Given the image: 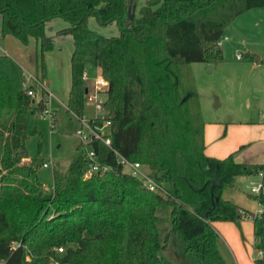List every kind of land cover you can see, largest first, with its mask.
Segmentation results:
<instances>
[{"label":"trees","instance_id":"trees-1","mask_svg":"<svg viewBox=\"0 0 264 264\" xmlns=\"http://www.w3.org/2000/svg\"><path fill=\"white\" fill-rule=\"evenodd\" d=\"M134 4L0 0L1 34L25 46L34 42L42 75L44 53L53 48L46 23H68L57 32L70 34L74 45L67 110L83 116L90 59L108 81L103 105L112 147L147 166L163 188L146 189L99 144L97 158L108 170L86 177L90 159L79 144L80 154L64 172L53 170V186L44 188L23 160L29 116L45 110L47 94L29 96L22 66L0 54L2 264H225L211 223L245 217L253 220L254 262L264 264V164L236 162L237 151L224 158L204 153L205 124L189 71L190 63L221 61L217 42L226 27L242 12L264 7V0H145L138 14ZM90 17L115 22L119 33H96ZM261 172L254 195L260 213L222 198L236 177Z\"/></svg>","mask_w":264,"mask_h":264},{"label":"rangeland","instance_id":"rangeland-1","mask_svg":"<svg viewBox=\"0 0 264 264\" xmlns=\"http://www.w3.org/2000/svg\"><path fill=\"white\" fill-rule=\"evenodd\" d=\"M136 3L138 14L145 0H136ZM1 20L0 15V54L11 56L23 65L24 71L38 76L52 94L45 109L50 110L53 116L46 111L29 116L25 140L26 161L23 160L36 169L44 188L51 190L53 170L64 172L68 164L80 154L79 140L75 135L79 122L66 108L71 86L70 58L74 47L73 39L70 34L57 33L68 26L65 20L55 18L46 23L45 32L52 40L53 48L44 53L45 73L42 75L40 64L36 61L38 47L34 42L25 46L10 35L3 36ZM88 26L103 36L119 33L115 22L102 25L94 17L88 19ZM224 37L227 39L224 40ZM221 40V61L189 64L202 119L205 125L216 122L228 126L231 125L227 123L229 119L241 121L236 124L245 126L247 131L243 135L254 141L250 147L252 154L256 155L259 162H264V134L260 135L256 127L264 124V7L250 8L236 16L224 30ZM247 52L251 54H246ZM237 53H241L243 57L237 58ZM86 72L91 96L94 93V80L100 75V70L87 59ZM36 93L33 98L37 100L41 91L36 90ZM99 98L104 99L105 93H99ZM101 114V111H95L93 103L86 97L83 117L90 118ZM42 163H47L48 166H43ZM142 169L152 177L147 166L144 165ZM261 180L260 175L238 176L233 187L226 186L223 189L222 198L234 201L245 210L256 214L261 206L251 193V187ZM218 240L225 246L222 248L223 245L217 243L225 264H237L219 235ZM252 249L254 250L253 246ZM248 251L250 254L249 248ZM166 254L171 257V251ZM249 254L247 257L251 262L256 255L255 250L254 257L253 253Z\"/></svg>","mask_w":264,"mask_h":264},{"label":"built area","instance_id":"built-area-1","mask_svg":"<svg viewBox=\"0 0 264 264\" xmlns=\"http://www.w3.org/2000/svg\"><path fill=\"white\" fill-rule=\"evenodd\" d=\"M217 45H221L220 39L217 42ZM241 54H237V58H241ZM25 77V87L26 92L29 96L35 97L37 95L36 90L46 92V101L49 102L50 97H52L51 92L46 88L44 82H42L36 75H33L29 72L24 71ZM83 79L85 81L88 80L87 72L83 73ZM108 81L104 79V77L100 74L94 80L93 84V95L89 96L90 89L87 92V99L93 103L95 111H101V115H95L90 118H85L83 116H75L78 120L79 125L75 130V135L78 137L79 144L82 147V151L88 156L90 159V163L88 165L87 171L85 176L89 177L93 173L103 172L109 169L108 165L102 164L96 155L95 144H99L102 148H108L114 152L117 157V162L122 166V171L126 174L131 176L137 177L141 182L142 185L148 189L149 191H157L163 192L162 186L156 182L153 177H150L143 169L144 166L140 162L131 161L124 156H122L118 151H116L112 147L111 137H110V122L105 118L106 113L104 110L103 99L99 98V93L104 92L107 89ZM91 93V92H90ZM46 113L51 114L53 113L47 109H45ZM101 119L102 122L98 123L97 120ZM43 166H48L47 163H43ZM262 176V172L259 173ZM261 189V181L251 187V193L258 194ZM58 253L63 251L62 247L56 249ZM50 264H59L57 260H53Z\"/></svg>","mask_w":264,"mask_h":264},{"label":"crops","instance_id":"crops-1","mask_svg":"<svg viewBox=\"0 0 264 264\" xmlns=\"http://www.w3.org/2000/svg\"><path fill=\"white\" fill-rule=\"evenodd\" d=\"M137 7L138 5L135 0V11ZM223 39L225 40L227 39V37H224ZM220 41L222 44L221 37ZM242 57L243 56H241V58ZM19 64L22 66L23 69H25L21 63ZM240 122L241 121L229 119L227 123H230L231 125L228 126L216 122L215 124L204 125L205 154L211 157L224 158L228 154L237 151L236 158H239L240 162L248 164H264V162L258 161L256 155L252 154L250 147L252 146L254 141H252V139L250 140V138H247L245 135H243L247 130H245V126L242 127L236 124ZM256 127L258 132H260V135H263L264 124L257 125ZM239 132H241V134ZM232 202L237 204L234 201ZM237 205L240 208L245 209L239 204ZM260 211L261 207L257 210L256 214L260 213ZM211 224L216 230V232H218V235L220 236L221 240L227 245V247L231 251V254L237 264H255L254 258H252L250 262L247 257V254H249L248 248L250 249V254L252 255L253 253L254 257V250L252 249V246L254 247L253 220L251 218L245 217L241 221H213ZM218 243H221V246L223 245L222 242H220L219 240ZM223 247L225 246L223 245L222 248Z\"/></svg>","mask_w":264,"mask_h":264},{"label":"water","instance_id":"water-1","mask_svg":"<svg viewBox=\"0 0 264 264\" xmlns=\"http://www.w3.org/2000/svg\"><path fill=\"white\" fill-rule=\"evenodd\" d=\"M131 6H132V1L129 2V8H128L129 11H131ZM235 161L236 162H240V159L239 158H235Z\"/></svg>","mask_w":264,"mask_h":264}]
</instances>
